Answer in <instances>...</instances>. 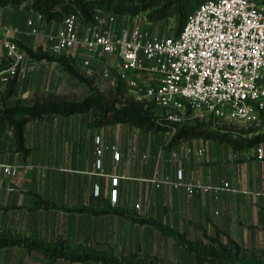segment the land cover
Returning <instances> with one entry per match:
<instances>
[{"label": "crops", "instance_id": "obj_1", "mask_svg": "<svg viewBox=\"0 0 264 264\" xmlns=\"http://www.w3.org/2000/svg\"><path fill=\"white\" fill-rule=\"evenodd\" d=\"M19 5L14 14L12 6L4 7L8 12L5 16L9 17L10 11L18 26L21 36H15L32 46L36 40L28 32L34 25L37 40L47 50L51 46L47 36L57 30L60 21L46 22L23 3L15 6ZM57 54L76 62L88 57L81 49ZM54 63L28 55L16 75L11 97L28 99L40 90H62L66 72ZM3 86L0 84L1 92ZM32 121L35 127L25 131L26 153L16 148L12 132L6 135L5 146L0 139V162L17 168L15 174H0V205L11 216L15 211L24 216L32 210L43 221L44 213L58 205L104 206L118 221L116 228L111 226L116 235L104 238L107 247H125L140 257L157 256L168 264H188L186 260L192 264L193 257L173 234L162 231V226L181 234L190 230L214 234L219 229L243 247H264V239L252 245L242 243L241 238L249 233L264 236V158L256 156L257 145L238 150L228 142L195 137L165 147L164 130H146L123 122L96 125L91 111L52 113ZM188 146L190 151L186 150ZM199 148L203 149L201 154L196 152ZM115 151L119 152L116 158ZM98 157L100 166L96 164ZM179 168L185 179L196 185L195 193L174 185ZM115 176L117 197L112 200ZM224 181L229 182V189L218 187ZM206 186L208 190L203 189ZM40 198L54 206L38 205Z\"/></svg>", "mask_w": 264, "mask_h": 264}, {"label": "built area", "instance_id": "obj_2", "mask_svg": "<svg viewBox=\"0 0 264 264\" xmlns=\"http://www.w3.org/2000/svg\"><path fill=\"white\" fill-rule=\"evenodd\" d=\"M139 16L97 10L95 22L86 25L78 13L70 12L47 37L54 53L83 50L88 54L84 63L96 67L97 76L112 83L123 80L137 101L146 107L149 102L159 104L174 121H184V112L190 111L205 118L264 123V0H203L177 35L158 34L147 18ZM37 17L42 19L39 13ZM31 31L36 33L37 27L33 25ZM5 45L10 61L0 68L1 83L17 75L28 59L14 40ZM255 153L263 159L264 147L257 145ZM118 156L115 151L114 157ZM96 164L101 165L100 157ZM16 172L17 168L0 162L1 175ZM117 182L118 177H113L112 200L117 197ZM174 185L196 192L182 168L176 171ZM218 187L230 185L224 181Z\"/></svg>", "mask_w": 264, "mask_h": 264}, {"label": "rangeland", "instance_id": "obj_3", "mask_svg": "<svg viewBox=\"0 0 264 264\" xmlns=\"http://www.w3.org/2000/svg\"><path fill=\"white\" fill-rule=\"evenodd\" d=\"M31 2L32 1L30 0L25 1L23 2V6L26 7L27 4H30ZM15 5L17 4H0V68L8 65L10 61L9 58H7V49L5 45L7 40H14L21 48L28 46L20 39V37L18 38L15 36L16 33L19 36L21 35L19 30L16 29L18 26L14 23V21H12L13 18L10 16V11L9 17L5 16V13L8 14V12L4 10V7L12 6L13 9L11 10V13L14 14L15 11L20 7V5L17 7ZM85 6L87 7L89 14L97 11L98 9L105 10L109 8H129L128 10L131 11L137 7L138 13L136 14H140L139 17H142V19L147 18V14L149 12V10L142 8L140 0H85ZM54 8L56 9L58 7L55 6ZM35 12L38 13V11ZM149 22L150 24L148 25L156 30L158 34L162 35L176 33L181 28V25L177 23L173 16H168L161 20ZM28 35L31 37L34 36L36 40L30 47L35 48L41 44L40 41L37 40V33L30 31L28 32ZM47 51H49L51 54H55L50 45L47 47ZM83 60H79L77 62V70L78 73L82 74L86 78L87 82L83 81L77 75L66 71L63 66L61 67V65H59L57 61L54 60V64L66 72L64 73L65 82L63 89L60 91L40 90L37 91V93L30 95L28 99L21 100H23L24 103H31V99H33L35 96L43 98L49 92L63 94L67 99L75 101H81L84 98L92 95L109 97L108 92L114 87V85L117 83V80L114 83H112L111 80H103L94 72V68L96 67L85 64ZM14 80H17L16 75L7 83L0 82V84L5 85V87L3 86L4 92H6V88L12 85ZM122 90L127 96L135 99L127 87L123 86ZM4 92L0 91V93ZM10 100L15 101L17 99H13L10 96ZM143 108L149 110L156 120L161 121L162 123L174 121L168 117V113L165 112L164 108L155 102H149L148 106L146 107L143 105ZM91 112L93 113V109ZM174 114L175 112H173V115ZM45 115H47V113L43 116ZM183 118L184 121L181 122H187L191 125H198L199 127L195 129L196 131L200 129L203 130L204 128L203 132L215 131L222 134H227L240 140L239 144L243 145H245L248 138L257 136L254 138L257 140L255 145H258V143H264V123L248 124L223 118H205L201 117L198 112L190 111L184 112ZM35 119L38 118L31 119L25 125L24 144H26L25 131L26 129L35 127V123H32V120ZM164 131L165 139L163 144L165 146L169 143L170 139L177 131V128L175 127L173 130ZM8 132H12L14 143L17 148L13 128L9 125H2L0 123V139L3 146H5L6 135ZM205 139L227 142L217 138L214 139L212 137ZM262 146L264 147V145ZM245 147L246 146L237 147V149L240 150ZM107 208H110V206ZM53 209L54 210H48L44 213L45 217L42 221L37 211L32 212L31 210L30 213H24V216H20V213L17 214L15 211L11 216V214L6 212L5 206L0 205V238H5L7 240H11L12 242L18 241V243L0 245V264H88L89 262L93 264V260L73 259L71 256L88 252L101 253L106 251L108 247L105 245L106 242H104V238H110L113 235H116V233L111 231L113 230L111 226L116 228L118 221L116 217L113 218L114 213L110 211V209H105L104 206H98L96 204L89 205L87 207L81 205H58ZM107 213L112 214L107 215ZM107 226H109L108 230ZM160 228L162 231L166 229L168 230L166 226H162ZM176 234L179 237L176 238L179 243L188 242L195 246L198 244V240L201 238L204 242L207 241L205 238H203L202 233L199 230H190L187 234ZM241 238L242 243H250L254 245L260 244V242L264 239V236L249 233L246 235L243 234ZM22 241L27 242L28 245H23L21 243ZM255 249L256 248H248L246 255L244 256L246 257L245 260H257L252 252ZM130 250L132 249L115 246L112 253L115 257H117L118 260H126L134 264H146L149 262L148 260H143V257L139 259L138 257L128 256ZM184 257L185 256H181V259L183 260ZM186 262L191 264L190 260H186Z\"/></svg>", "mask_w": 264, "mask_h": 264}, {"label": "trees", "instance_id": "obj_4", "mask_svg": "<svg viewBox=\"0 0 264 264\" xmlns=\"http://www.w3.org/2000/svg\"><path fill=\"white\" fill-rule=\"evenodd\" d=\"M28 0H0V4L6 5L8 3L20 4ZM30 4H27V8L38 11L41 14L42 19L46 22L62 21L64 16L70 12H76L79 15L80 20L86 24H92L95 22V12L90 13L85 6V0H30ZM142 8L149 10L147 14L148 21H156L164 19L168 16H173L177 23L183 27L188 14L203 0H140ZM57 6L58 8H54ZM129 8H109L103 11L112 10L117 14H136L138 8L135 7L131 11ZM99 10V9H98ZM181 28L173 33L177 35ZM28 55L33 59H47L55 60L63 68L86 81V78L78 73V63L75 59L65 54H51L45 50L41 45L37 47H23ZM87 82V81H86ZM15 80L12 85L6 88V92L0 93V123L2 125H9L14 130L15 140L17 143V149L23 152H27V147L24 144V130L28 121L34 118H41L44 114L60 113L68 115L74 112L91 111L93 109V123L96 125L108 124V123H128L130 125L145 128L146 130L159 131V130H173L177 128L169 143L165 147H171L182 143L190 138L203 137V138H217L223 141H227L234 148L237 147H250L255 146L257 140L248 138L245 145L239 144L240 140L227 134H222L215 131H205L202 129L196 131L199 126L191 125L187 122L168 121L162 123L156 120L152 113L143 108L141 102L136 99H132L127 96L123 89L126 87L125 83L121 79H117V83L108 92L109 97L104 96H88L81 101H75L67 99L63 94L49 92L45 97L39 98L35 96L31 99V103H24L23 100L17 99L15 101L10 100V96L13 91ZM264 135V134H263ZM264 137V136H263ZM38 205L45 207L54 206L53 203L44 201L41 198L37 200ZM166 233L173 234L176 238V233L170 230H164ZM225 232L216 230L214 234H208L203 231V239L198 240L197 245H192L188 242L182 243L189 252L192 253V264H264V247L256 248L253 252L256 261L245 260L247 247L241 246L234 239L227 236L224 239ZM179 238V237H178ZM18 243V241H11L5 238H0V245ZM23 245H28L27 242L22 241ZM39 247V246H36ZM113 249L108 246L106 251L101 253L88 252L71 256L73 259H94L101 264H134L126 260H118L112 253ZM128 256L142 258L137 253H129ZM70 257V256H69ZM143 260H149L146 264H168L166 261L159 259L157 256L144 255ZM141 261V260H140ZM143 264V263H138Z\"/></svg>", "mask_w": 264, "mask_h": 264}]
</instances>
